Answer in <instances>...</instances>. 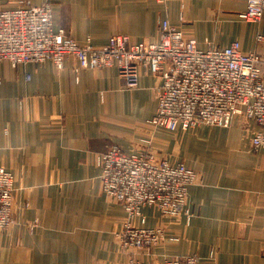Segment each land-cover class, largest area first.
Listing matches in <instances>:
<instances>
[{"label":"crops","instance_id":"crops-1","mask_svg":"<svg viewBox=\"0 0 264 264\" xmlns=\"http://www.w3.org/2000/svg\"><path fill=\"white\" fill-rule=\"evenodd\" d=\"M45 2L54 8L55 28L82 44L103 47L116 34L156 43L168 20L201 49L239 41L264 61V41L257 40L264 15L257 23L241 19L247 0H0V10ZM76 69L73 58L63 69L49 60L17 67L0 61V165L15 177V221L0 231V264H126L116 233L127 214L102 190L97 157L115 144L137 152L144 140L157 156L199 175L188 188L190 220L143 208L144 226L179 235L170 256L264 264V150H253L249 124L235 118L228 128H155L148 121L158 77L142 74L129 90L116 67Z\"/></svg>","mask_w":264,"mask_h":264},{"label":"built area","instance_id":"built-area-1","mask_svg":"<svg viewBox=\"0 0 264 264\" xmlns=\"http://www.w3.org/2000/svg\"><path fill=\"white\" fill-rule=\"evenodd\" d=\"M263 15L264 0H247L239 16L257 23ZM54 16L49 2L0 10V61L17 67L49 60L63 69L65 60L73 58L76 71L116 67L129 90L140 86L142 74H152L160 82L155 87L156 113L148 121L151 126L169 131L202 125L228 128L239 118L249 124L253 150H264V61L258 53L243 52L239 41L201 49L194 37L168 20L162 21L156 43L134 42L129 35L116 34L105 46L95 47L90 40L82 44L64 29H56ZM257 40L264 41V36ZM144 143L131 153L115 144L97 157L102 190L127 213L116 233L119 249L126 255V264H199L195 254L170 256L179 235L162 226H144L143 215L144 207H157L162 216L179 219L185 214L190 220L195 211L187 207L188 188L199 175L184 162L172 164L157 156ZM14 181L13 173L0 165V231L14 223ZM135 219H140V225ZM28 227L34 231L38 221ZM159 247L164 251L161 255L155 253Z\"/></svg>","mask_w":264,"mask_h":264},{"label":"rangeland","instance_id":"rangeland-1","mask_svg":"<svg viewBox=\"0 0 264 264\" xmlns=\"http://www.w3.org/2000/svg\"><path fill=\"white\" fill-rule=\"evenodd\" d=\"M15 178V177H14ZM13 193H14V190H13ZM13 201H14V195H13ZM14 203V202H13ZM124 209V208H123ZM126 212V211H125ZM127 214V213H126ZM13 219L15 221V214H13ZM127 219V218H126ZM126 221V220H125ZM124 226V225H123Z\"/></svg>","mask_w":264,"mask_h":264}]
</instances>
